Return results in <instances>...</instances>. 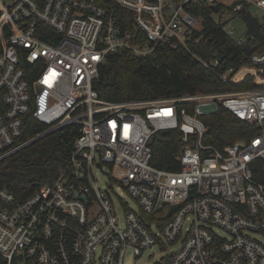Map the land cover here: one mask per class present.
Returning a JSON list of instances; mask_svg holds the SVG:
<instances>
[{
  "label": "built area",
  "instance_id": "2783aa9c",
  "mask_svg": "<svg viewBox=\"0 0 264 264\" xmlns=\"http://www.w3.org/2000/svg\"><path fill=\"white\" fill-rule=\"evenodd\" d=\"M204 5L219 7L212 14L250 12L264 32V0H0V162L55 133L72 138L51 184L21 200L0 187V264H123L128 251L138 258L152 246L164 249L159 264H264V184L251 168L264 160V49L238 69L219 54L192 52ZM119 8L132 14L130 28ZM217 22L238 43L247 37L236 38L223 16ZM162 46L190 53L222 83L252 76L256 87L122 101L98 95L107 55L145 59ZM190 102L191 112L181 106ZM219 106L260 132L222 150L204 144L201 117ZM27 114L42 128L26 137ZM174 129L181 149L172 172L153 166L151 143ZM104 166L137 211L117 215L116 203L125 205L111 185L98 186ZM162 208L171 214L163 221L153 217Z\"/></svg>",
  "mask_w": 264,
  "mask_h": 264
},
{
  "label": "trees",
  "instance_id": "16d2710c",
  "mask_svg": "<svg viewBox=\"0 0 264 264\" xmlns=\"http://www.w3.org/2000/svg\"><path fill=\"white\" fill-rule=\"evenodd\" d=\"M119 17L128 16L131 27L132 14L124 9H117ZM196 13L202 19L203 28L196 31L189 41V48L203 59L219 54L223 62L236 69L251 65L250 56L264 49V32L255 38L246 37L238 43L223 29V23L213 17L211 7H198ZM232 13V12H231ZM202 38L195 42L198 37ZM256 87L253 77L248 76L240 83H222L211 71L205 70L190 53L178 51L170 46L158 48L148 58L134 57L127 51L107 55L94 84L98 95L103 100L122 101L156 98H173L196 93L207 94L224 90L240 91ZM194 102L182 103L181 106L191 112ZM24 136H32L42 128L32 115L27 114ZM208 131L203 143L211 144L218 150L237 141H248L264 127L241 121L232 112L218 107V110L201 117ZM181 132L178 129L167 133L158 132L152 143L151 163L154 167L175 172L180 164L176 156L180 152ZM72 138L69 134L55 133L38 140L0 162V187L7 188L19 200L51 184L64 166L71 150ZM252 174L256 181L264 184V160L252 163ZM171 216L166 208L155 211L153 215Z\"/></svg>",
  "mask_w": 264,
  "mask_h": 264
},
{
  "label": "rangeland",
  "instance_id": "374dc122",
  "mask_svg": "<svg viewBox=\"0 0 264 264\" xmlns=\"http://www.w3.org/2000/svg\"><path fill=\"white\" fill-rule=\"evenodd\" d=\"M231 0H221L225 4H229ZM257 10H253V13H257ZM227 21L229 27L235 30L234 36L238 38L239 36H244L246 32V23L241 19V15H233L229 11H222L220 13H214L213 17L216 21L222 20ZM220 92V91H218ZM211 93V92H209ZM109 169L108 166H104L102 170L96 171V177L98 181V186L100 189H107L109 185L112 186L115 194L120 198L121 204L125 205L123 208L121 205L116 203V213L120 218H123L124 210L126 207H130L134 211L138 210L137 202L128 195L126 190L121 186V184L111 180L109 176L104 175L103 172H107ZM258 239L264 243V236H258ZM164 255V249L159 248L158 246H152L149 249H146L141 257L134 258L130 251L127 252V255L124 259L123 264H159L161 257Z\"/></svg>",
  "mask_w": 264,
  "mask_h": 264
},
{
  "label": "water",
  "instance_id": "95a60500",
  "mask_svg": "<svg viewBox=\"0 0 264 264\" xmlns=\"http://www.w3.org/2000/svg\"><path fill=\"white\" fill-rule=\"evenodd\" d=\"M211 7L213 8L214 11H218L219 9L217 5H213ZM241 19L244 21V23H246L247 30L245 32V35L247 37H257L260 31V27H261L260 23L258 22L257 17L253 16L250 12H246L242 14ZM216 58H219L220 60L222 59L221 55H217ZM163 132L167 133L168 131H163ZM166 264H169L168 260Z\"/></svg>",
  "mask_w": 264,
  "mask_h": 264
},
{
  "label": "bare ground",
  "instance_id": "6f19581e",
  "mask_svg": "<svg viewBox=\"0 0 264 264\" xmlns=\"http://www.w3.org/2000/svg\"><path fill=\"white\" fill-rule=\"evenodd\" d=\"M240 76H241V75H240V74H238V76H237L236 78H237V79H239V78H240Z\"/></svg>",
  "mask_w": 264,
  "mask_h": 264
}]
</instances>
